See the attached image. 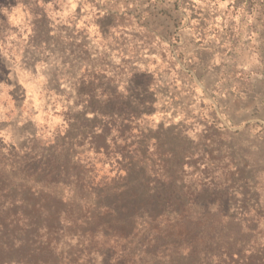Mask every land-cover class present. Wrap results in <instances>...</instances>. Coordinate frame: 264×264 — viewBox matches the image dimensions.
I'll list each match as a JSON object with an SVG mask.
<instances>
[{"label": "rangeland", "instance_id": "rangeland-1", "mask_svg": "<svg viewBox=\"0 0 264 264\" xmlns=\"http://www.w3.org/2000/svg\"><path fill=\"white\" fill-rule=\"evenodd\" d=\"M132 99L161 159L264 253V0H0V176L77 143L103 103L124 125ZM112 145L98 180L118 174ZM105 254L84 264H113Z\"/></svg>", "mask_w": 264, "mask_h": 264}, {"label": "trees", "instance_id": "trees-1", "mask_svg": "<svg viewBox=\"0 0 264 264\" xmlns=\"http://www.w3.org/2000/svg\"><path fill=\"white\" fill-rule=\"evenodd\" d=\"M127 102L133 107L127 109L130 116L124 125L103 103L108 116L94 117L77 143L58 141V155L49 150L38 154L30 174L12 164L9 177L0 176V264H84L100 252L113 264L264 261L260 247L232 239L242 228L233 229V234L225 230L218 212L202 204L196 184L183 176L184 163L161 159L160 147L151 144L142 128V103ZM135 129L138 137L129 143L132 135L126 133ZM111 143L116 154L110 160L118 164V174L100 181L97 171L106 167ZM68 147L78 149L66 151ZM16 154L9 149V158ZM56 186H63V192L57 193ZM68 188L70 193H65ZM242 205V215L248 217L245 202ZM66 237L67 244L59 246L60 238Z\"/></svg>", "mask_w": 264, "mask_h": 264}]
</instances>
